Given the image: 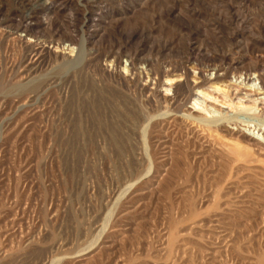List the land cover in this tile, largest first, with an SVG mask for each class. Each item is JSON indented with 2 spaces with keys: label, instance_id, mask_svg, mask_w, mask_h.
Masks as SVG:
<instances>
[{
  "label": "rangeland",
  "instance_id": "374dc122",
  "mask_svg": "<svg viewBox=\"0 0 264 264\" xmlns=\"http://www.w3.org/2000/svg\"><path fill=\"white\" fill-rule=\"evenodd\" d=\"M47 2L0 0V264H264V149L158 97L181 63L264 59V0Z\"/></svg>",
  "mask_w": 264,
  "mask_h": 264
},
{
  "label": "bare ground",
  "instance_id": "6f19581e",
  "mask_svg": "<svg viewBox=\"0 0 264 264\" xmlns=\"http://www.w3.org/2000/svg\"><path fill=\"white\" fill-rule=\"evenodd\" d=\"M44 1H46V0H44ZM50 2H51V0H48L47 3L51 4ZM42 4H43V2H42ZM49 8H51V7H49ZM32 11H33V9H32ZM48 13L50 14V11ZM50 20L53 21L52 19H50ZM84 46H83V44H81V46H79L81 48L79 49V48H77L78 46L76 47L75 45H73L72 42L71 43H68V44H64V46H63L64 48L63 49H66V50L68 49L69 52H71V53H73L75 51V49H77L76 56H74L75 58H69V57H67L65 59V67L67 68V70L69 68L71 69L74 66L76 67V65L78 66V64L81 61H83L82 59L84 57V48H83ZM46 47H48V46H46ZM49 47H54V46L50 45ZM58 47L59 46L56 47L57 48L56 49L57 51L59 50ZM197 50H199V49H197ZM220 51H222V50L220 49ZM233 51H235V50H233ZM246 51H247V49H246ZM256 51H259V50H256ZM213 52H215V49L212 50V51L206 50L207 56L208 55L210 56V55L214 54ZM233 53H235V52H233ZM243 53H247V52H243ZM232 55L233 54H232V51L231 50H225V51H223V57H222L221 60L219 59L220 62H218L216 64H213V65H206V64L205 65H202V63L201 64L200 63H196L192 67L190 66L191 68H187L184 63H181L180 65H178L174 69V73H176V74H174L173 76L171 75V73H170L169 70H166V72H163V74L164 75H167L166 76V81L164 82V87H165L164 90L167 93L163 94L164 92L163 93L159 92L158 93V97L160 98V101L161 102L170 103L172 105H176V104L179 105V104H182V103L185 104V102H187L191 98V100H192L191 101V104L192 105L191 106H188V109H187V111H188L187 117L188 118H190L193 121L201 122V123H204V124H207V125H210L211 123L215 122V123H217V126H218V124L221 123V126H222L221 129L224 132H226L227 135L229 134V135H232L233 136V135H236V134H240L239 137H242L241 140L243 139V141L245 143H247L248 145H253V146L260 145V146H262V149H264L263 145L260 144V141H261L260 134H261V136L264 139V124H263L262 129L261 128L259 129L260 130L259 136H258V133L257 132H256L257 133V136L255 134H250L251 131L249 133H247L248 131L247 132H244V133H241L240 130L235 131V128L236 127L235 128L232 127V125H234V124L237 125V123L239 121L238 120L239 118L238 119H235V118H233L231 116L232 115L231 113H233L234 111H236V112L237 111H241V112L244 111V112H248V113H252V114L258 115V117H260L263 120V123H264V59H260V58L259 59L258 58L257 59H254L251 56H249L247 58H245V57L240 58L239 56H236V57H239V58H234V57H232ZM202 66H203V68H202ZM142 68H144V67H142ZM167 68H169V67H167ZM133 69H134V67H133V65L131 63L130 68L127 69V70L130 71V72H132ZM191 69L194 70V71H192ZM125 71H124V73H125ZM146 76H147V74H146ZM148 78H150L151 80H149V81L152 82L153 78H151L150 76H148ZM141 81H142V79H141ZM158 83H160V81L159 82L158 81H155L154 84L156 85ZM147 84L148 83L146 82L145 88L149 87ZM143 85H144V83H143ZM152 87H153V85H152ZM244 89H246L248 91V92H245V94L242 93V90H244ZM182 96L185 97V98L182 99L183 102H181V97ZM169 113H171V112H168V114ZM237 113H233V114H237ZM174 114L176 115V113H174ZM162 115H160V116L162 117ZM180 115H182V116L185 117L186 114L180 113ZM156 116H158V115H156ZM164 116L165 117H168L166 114ZM237 117H238V114H237ZM153 118H155V117H153ZM153 118L151 120H153ZM154 120L156 121V119H154ZM242 122H245V121H242ZM242 122H240V125H241ZM148 123H147V125H149ZM187 125H189V124H187ZM188 127H190V126H188ZM247 127H250V125L248 124ZM143 128L142 129L144 131V138H145V134H146L145 132H146V130L148 128H147V126H145ZM133 129H135V128H133ZM243 129H245V128H243ZM186 130H187V128H186ZM250 130H252V129H250ZM254 130L256 131V129H254ZM261 130H262V133H261ZM232 136H230V137H232ZM188 137H189V134H188ZM261 142L264 143L263 140ZM144 145H143V148H144ZM147 160L149 162V159H147ZM151 164H150V166H151ZM150 170H149V172H150ZM144 174L146 175V173H144ZM148 174H150V173H148ZM152 174H153V172H152ZM232 177H233V175H232ZM136 182H138V181H135V184H137ZM128 186L132 187L133 184L132 185H128ZM124 189H126V188H124ZM117 198H118V196H117ZM107 213H109V212H107ZM94 224H95V222H94ZM169 235H171V233ZM91 242H90V244H91ZM90 247H92V246L90 245ZM89 252H90V250L87 251V252L85 251V253L84 254L81 253V255L82 256L87 255ZM77 255L79 256V254H76V256ZM71 257L69 256V258H71ZM54 262L55 261H53L52 263H54Z\"/></svg>",
  "mask_w": 264,
  "mask_h": 264
}]
</instances>
